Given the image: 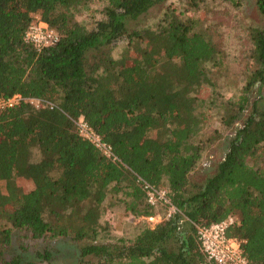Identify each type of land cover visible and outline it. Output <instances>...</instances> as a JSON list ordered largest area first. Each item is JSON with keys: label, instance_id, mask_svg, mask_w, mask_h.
Here are the masks:
<instances>
[{"label": "trees", "instance_id": "obj_1", "mask_svg": "<svg viewBox=\"0 0 264 264\" xmlns=\"http://www.w3.org/2000/svg\"><path fill=\"white\" fill-rule=\"evenodd\" d=\"M87 1L0 0V96L52 105L0 111V219L34 239L80 242L76 264H208L196 227L232 216L227 235L244 240L248 264H264V97L248 96L264 82V0H253L260 22L246 27L252 65L239 94L220 102L224 125L245 114L201 184L188 174L215 138L201 133L215 104L208 90L215 72L205 64L218 62L221 48L192 15L168 6L151 25L129 26L168 0H102L103 17L91 28L74 18ZM187 1L195 9L206 0ZM35 17L58 36L39 50L23 40ZM79 116L114 159L79 137ZM143 182L164 190L169 203L160 205L174 210L130 239L98 240L104 202L119 194L133 215H154ZM9 243L0 224V258ZM50 256L13 255L0 264H53Z\"/></svg>", "mask_w": 264, "mask_h": 264}, {"label": "rangeland", "instance_id": "obj_2", "mask_svg": "<svg viewBox=\"0 0 264 264\" xmlns=\"http://www.w3.org/2000/svg\"><path fill=\"white\" fill-rule=\"evenodd\" d=\"M239 6H233L228 0H206L195 9H189L187 0H168L161 4L154 5L145 14L136 20H131L130 27L146 26L155 22L156 17L167 6L180 12L189 13L194 19L199 21L198 25L206 28L212 40L221 48L219 59L215 64L208 62L205 68L214 73L211 80L216 86L209 87V93L212 94L214 105L209 104L205 113V123L202 126L201 133L209 138L214 135V140L208 142L202 151L201 157L194 169L188 174L189 182L192 184H201L206 177L212 174L216 163L223 156L229 136L232 134L235 126L241 121L244 114L238 115L230 125H224L220 120L221 112L220 102L234 99L240 90L243 82L245 70L250 67L251 59L249 57L250 45L247 39L246 27L250 24L259 23L253 0H238ZM102 0H88L85 7L75 15V19L82 22L87 28H91L94 22L101 19ZM122 44L116 47V52L120 50ZM114 52V53H116ZM255 83L248 93L249 99L257 98L258 94L264 97V82L260 85ZM211 90H215L214 92ZM208 99L204 101L206 105ZM199 110V106L197 107ZM38 152L32 149L31 159L37 160ZM191 191L192 188L189 187ZM118 199L106 200L103 205V212L100 217L101 228L98 234V240L124 237L130 239L137 232L138 227L142 225L153 226L164 218L168 209L158 204L154 207V215L150 218L141 215H133L127 209H124L120 199L123 195H118ZM166 210V212H165ZM0 224L9 229L10 243L6 246L1 259H8L13 255L20 256L23 260L36 261V252L47 251L50 253V260L53 264H76L78 260V247L80 242L73 241L67 237L55 238H32L26 230L13 227L9 222L0 219Z\"/></svg>", "mask_w": 264, "mask_h": 264}, {"label": "built area", "instance_id": "obj_3", "mask_svg": "<svg viewBox=\"0 0 264 264\" xmlns=\"http://www.w3.org/2000/svg\"><path fill=\"white\" fill-rule=\"evenodd\" d=\"M57 39L56 32L39 17H35L23 33V40L30 43L36 50L55 43ZM20 102L27 103L33 108H39L42 105L52 107L50 103L39 98L23 97L15 93L6 98L0 96V111ZM74 125L79 137L92 144L102 155L114 159L110 145L100 138L82 116L74 120ZM142 189L149 204L169 203L164 190L156 189L145 182L142 183ZM173 210V206H169L165 216L167 217ZM233 221L232 216H227L221 221L196 227V237L208 264H248L242 249L244 240L226 233L228 226Z\"/></svg>", "mask_w": 264, "mask_h": 264}]
</instances>
